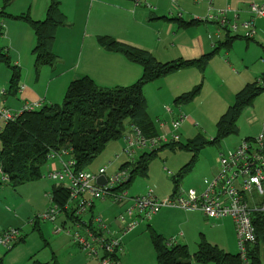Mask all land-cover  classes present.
<instances>
[{"label": "crops", "instance_id": "obj_1", "mask_svg": "<svg viewBox=\"0 0 264 264\" xmlns=\"http://www.w3.org/2000/svg\"><path fill=\"white\" fill-rule=\"evenodd\" d=\"M58 1L60 9L65 15V24L57 28L55 35L53 52L57 55V60L53 66L44 65V67L38 69L34 68L35 54H33V49L36 42L34 30L26 20L16 17L28 14L33 20H44L47 15L48 4L50 5L49 0H17V3L12 1L6 6L5 11L9 14L7 17L12 18L6 22L0 20L1 33L3 34V44H0V46L4 47L8 58L11 56L14 58L15 66L21 65L25 69L26 76L20 83L16 82L12 89H10L11 84L8 82L9 78L6 84H2V87L6 89L0 92V103L2 102L4 106L14 108L13 106L19 107L22 105L21 110L25 105L34 103H40L41 107L46 104H60L59 101L63 94H66L70 82L81 76H90L99 86L109 88L128 86L135 83L142 75L143 67L138 63L129 61L123 54L101 46L98 41L101 36H110L120 42L147 50L161 62L178 59L198 60L204 55L212 54L204 69L198 66L180 68L144 86L143 91L147 99L148 114L154 124L156 136L165 135L168 139L166 142L160 143L158 146L160 147L163 143L173 141V129L170 125L181 114L186 116L182 121V125H207L203 114L209 115L214 121V125H217L220 117L234 102L236 94L246 84L255 81L264 74V17L255 19L254 37L246 38L243 36V30L240 29L236 33H230V36L234 37L227 44L228 31L220 30L214 22L204 19L210 11L209 0H141L150 5L140 6L134 5V0ZM252 2L263 3L264 0H213L211 5L214 8L212 11L228 8L229 17L232 21L234 20V12L238 11L237 22L242 23L251 16L249 5ZM27 10L30 12H27ZM179 11L183 14L181 18L178 17ZM70 14L73 17H70ZM78 16L82 18L77 20ZM131 19L133 20L132 23H130ZM126 31H131V33ZM196 88H199V91L190 101L186 103L176 102L181 94ZM10 95L18 96V100L11 101ZM164 105L168 111L165 110ZM199 111L204 112L199 114ZM245 114L248 123L244 119L242 125L257 126L253 127V131L245 134L241 140L255 138L264 131V118L260 119L264 115L263 95L261 93L246 108ZM126 125H128V131L133 124L127 122ZM182 134L184 135V133ZM200 134L209 140L216 135L215 133L212 137H208L204 132L191 133L186 141L188 142ZM223 140L224 138L219 142L208 143L203 148L207 145H219ZM120 141L125 145L124 138ZM151 150L142 149L139 156H136L135 153L134 160H138L142 154ZM199 152L196 157L190 160L193 164L198 159ZM220 155L216 163L210 165L208 174L212 175L214 173L215 175L218 171ZM118 159L116 158V160ZM49 162L60 168L59 161L50 160ZM114 162L115 160L110 161V164L112 165ZM127 162H129L128 159L121 162L118 170ZM102 166L104 165L92 166V171L88 168L87 170L98 173ZM185 167L187 166L185 165L178 172L179 180L177 176L175 177L176 180L172 176V180L176 185L170 193L159 195L156 194L154 189H149H152L159 198H165L173 194L180 188L179 183L181 176L184 174L180 175L181 172L185 171L186 173L193 166L191 164V168L188 170H185ZM43 173L45 174L47 171L45 172L43 169ZM106 175L108 176L107 171ZM214 175L204 179L203 188L194 187V189L198 191L206 189ZM10 185L16 189L23 184ZM182 210L184 209L174 208L167 209L163 213L159 211V214L153 215L155 217L152 223L148 224L149 228L161 235L171 237L172 234H166L165 228L169 230L168 227L173 225L176 217H178L177 215H183L182 218L180 217L182 223L188 221L207 227L212 225L211 228L218 231L219 234L214 240H210L211 243H216L220 248L233 253L231 252L232 245L226 240V238H229L228 234L231 231L229 226L232 222L235 225L231 217L212 219L200 210H194L195 212L184 211L186 214L181 213ZM97 214L99 213L96 204H94L90 211L85 213L83 220H88L90 223ZM118 215L113 219L116 226L111 224L115 229L118 226L116 221ZM61 216H63V226L67 222H71L74 226H82L78 225L72 217H69L70 215L61 214ZM87 216H90V218L86 219ZM100 216L102 215L100 214ZM53 225L48 226L52 227ZM54 227L53 229L56 232V228L59 226ZM56 233L61 234V232ZM181 233V238L175 236L166 239L174 244L188 246V240L186 238L183 240L186 233L184 230ZM118 257L120 259V256ZM0 263L3 264L2 261Z\"/></svg>", "mask_w": 264, "mask_h": 264}, {"label": "trees", "instance_id": "obj_2", "mask_svg": "<svg viewBox=\"0 0 264 264\" xmlns=\"http://www.w3.org/2000/svg\"><path fill=\"white\" fill-rule=\"evenodd\" d=\"M11 1L3 0L0 4V17L9 16L5 8ZM16 18L26 20L34 30L36 42L33 52L37 69L44 65L53 66L57 60L53 52L56 31L59 26L65 24V15L60 9L59 1L51 0L44 20H33L28 14L18 15ZM228 34L227 44L234 37L230 36L229 32ZM98 41L108 50L119 52L129 61L140 64L143 67L142 75L131 85L111 88L99 86L90 76L78 77L70 82L63 103L46 104L38 109L25 110L15 121L6 123L0 131V163L8 177L5 182L17 186L44 177L43 169L50 161V154L54 152L67 151L65 157L74 160V169L86 170L111 141L120 140L125 136L127 122L137 126L148 136H156L154 124L148 114L144 86L180 68L198 66L204 69L212 55H204L198 60L178 59L161 62L149 51L120 42L110 36H101ZM0 60L10 62L2 46ZM11 68L13 75L10 89L16 85L20 76L18 66L14 65ZM198 91L199 88H196L183 93L176 102L186 103ZM263 91L264 74L246 84L236 94L234 102L220 117L213 139L209 140L200 134L185 144L180 141L163 143L160 147L142 154L134 163L130 161L124 163L122 168L131 167L130 179L126 185L131 184L135 176L148 174L151 160L158 154L160 148L178 147L193 151L194 158L206 144L219 142L231 134L238 133L239 117ZM192 163L191 161L185 170L190 169ZM183 173L185 171L180 175ZM51 195L54 201L64 204L68 201L69 191L54 185ZM260 217H263V220L257 225L259 239L248 247L246 257L248 264H264L261 255L264 246V214ZM72 219L78 220L75 216ZM152 239L157 264H192L193 258L202 263L245 264L240 253H230L205 239L200 242L194 253L190 252L187 245L174 244L155 230H152ZM23 240L24 237L21 236L18 242Z\"/></svg>", "mask_w": 264, "mask_h": 264}, {"label": "built area", "instance_id": "obj_3", "mask_svg": "<svg viewBox=\"0 0 264 264\" xmlns=\"http://www.w3.org/2000/svg\"><path fill=\"white\" fill-rule=\"evenodd\" d=\"M136 6L150 5L146 1L134 0ZM210 1V11L207 13V21L214 22L220 30L236 33L243 30V36L252 38L255 35L254 21L258 17H264V2H252L249 5L251 16L242 23L237 22L238 11L234 12V20L229 17V9L214 10ZM179 11V18L182 17ZM40 103L25 105L19 111H12L7 107L0 108V119L4 123L15 121L25 110L39 108ZM186 118L181 114L172 122V139L179 141L178 131L182 121ZM125 141L124 151L129 156V161L134 163L136 150L155 149L160 143L168 139L164 136H147L137 126H131L123 137ZM63 153L50 154V160L60 163L58 170H49L44 174L57 182V186L69 191V198L64 204L53 200L46 212L40 215L44 220L56 221L61 214L77 217L78 225L85 228V234L67 230L74 242L80 245L90 256L97 259L98 264H120L119 254L125 251L123 235L131 231L135 226L150 219L164 207L181 208L184 210H200L208 218L219 219L231 217L235 222V228L240 248V255L245 264L247 262L248 247L258 241L257 225L263 220L264 214V131L255 138L244 139L233 151L221 153L219 169L209 181L206 189L198 191L194 188L184 190L177 189L173 194L159 198L152 189L145 194L129 197L126 184L130 179V169L120 168L111 176L106 175L107 166L100 168L98 173L89 170H75L74 160L68 159ZM116 158H120L117 154ZM105 175L106 183L97 182L99 176ZM1 180L7 181L8 177L3 172L0 163ZM126 185V186H125ZM51 194V193H50ZM109 197L118 205H127L125 212L116 217L117 228L108 223L102 216L95 215L92 222L83 220L85 213L90 211L96 199ZM64 226L56 228V232H62ZM21 237L19 229L5 230L0 236V244L12 247Z\"/></svg>", "mask_w": 264, "mask_h": 264}, {"label": "rangeland", "instance_id": "obj_4", "mask_svg": "<svg viewBox=\"0 0 264 264\" xmlns=\"http://www.w3.org/2000/svg\"><path fill=\"white\" fill-rule=\"evenodd\" d=\"M12 1L13 3H17V0ZM50 1L51 0H49V3H51ZM2 3L3 0H0V4ZM27 12L30 11L27 10ZM71 16L72 14H70V17ZM10 18L12 17L5 16L0 18V20L1 22H6ZM81 18L82 17L78 16L77 20ZM132 21L133 20L131 19L130 23H132ZM126 32L131 33V31ZM2 39L3 34L0 35V44H3ZM9 60L10 62L0 61V92L6 89L5 87H2V84H6L8 78V82L11 84L13 75V69L11 66H14L16 63L12 56ZM18 66L20 76L17 82L20 83L23 79H25L26 73L25 69H23L21 65ZM35 66L36 65L34 64V68L36 69L37 67ZM64 94L59 103H63ZM261 95H263L264 112V91ZM17 97L18 96L10 95L9 98L11 101H17ZM21 106L22 105L19 107L13 106L14 108H9L7 105L4 106L2 102L0 103V108L7 107L15 112L19 111ZM40 107L41 106H39V108ZM165 110L167 109L165 108ZM203 112L204 111H199V114H202ZM245 113L246 109L238 119V133L227 136L219 145H207L199 152V156L195 164L192 163V169L181 176V181L179 183L180 188H183L184 190L194 187L201 188L203 186L204 179L214 175V173H212V175L208 174L209 168L210 165L216 163L220 153H228L232 149L235 150L241 144V138H243L245 134L253 131V127L257 125H242L246 116ZM165 115L167 114L165 113ZM203 116L206 119L207 125H182L183 122L181 123L178 131L175 132L180 137V143H187L186 138L189 137V134L191 133L195 134L197 132H204L208 137H212L217 132V125H214L215 123L212 118L207 114H203ZM263 118L264 115L260 117L261 120ZM245 120L246 123H248V120ZM4 126V121L0 119V128L3 129ZM170 127H173L172 122ZM182 133H184V135ZM140 152L141 150H136V156H139ZM117 154L120 155L118 160H116ZM193 155V151H187L178 147L175 150L170 148L159 150L155 158L151 160L148 175L135 176V178L131 181V184L127 186L126 190L128 192V196L136 197L143 195L149 190V188L154 189L156 194L159 195L170 193L176 185V183L172 180V176L174 179L177 176V179L179 180L178 172L185 165L187 166L191 163L190 160H192ZM126 159L129 160V156L124 151V143L120 140H116L107 146L101 155L95 158L87 168L92 171V166L98 167L102 164L108 167L107 174L108 176H111L117 172L121 162H124ZM114 160L115 162L111 165L110 161L112 162ZM58 169L59 167H56V164H50V162H48L46 167H44L45 172ZM56 184L57 182L46 178L45 176L37 181L27 182L16 189L5 181L0 182V236L5 230H12L13 228H16L19 229L22 234L21 236L25 238L24 241L12 244L13 246L11 248L0 244V261H2L3 264H51L54 262H57L58 264H98L97 259L90 256L80 247L79 244L74 242L71 235L75 232H80L84 235L85 228L83 226H74L71 222H67L64 225V229L61 234H57L53 227L55 225L61 227L63 226V216H59L56 221H46L40 218V215L46 212L52 204L50 192ZM95 204L97 212L99 213L97 215L101 214L102 217L113 226H116L115 221H113L115 216L125 212L127 205H130H118L112 202L109 197L96 199ZM167 209L174 208L165 207L160 212L163 213ZM182 211L183 212L181 213L183 214L185 212H195L194 210ZM155 216H153L152 219L138 223L135 228L123 235L122 239L125 251L119 255L120 264H157V256L152 239V230L148 225L149 223H152ZM177 216L178 217H176L173 225L168 227L170 231L164 226L166 234H172V236L167 237L165 235V237L164 234H162V236L167 239L174 238L175 236L181 238V232L184 230L186 236L183 237V240H185V238L188 240V247L192 253L198 249L199 244L203 239L211 243L210 240H214V238H216L219 234L218 231H214V229L211 228L212 225L207 227L200 225L199 223H189L188 221L182 223L180 217L182 218L183 215ZM85 218L89 219L90 216ZM51 224L54 225L49 227L48 225ZM56 226L54 228H56ZM229 229L231 231L228 234L229 238H226V240L232 245L231 252L240 253L236 228L233 222L229 226ZM67 230H71V234H68ZM113 230L115 231V228H113ZM261 252L262 257L264 258V246L262 247ZM192 264L215 263H202L193 258Z\"/></svg>", "mask_w": 264, "mask_h": 264}, {"label": "water", "instance_id": "obj_5", "mask_svg": "<svg viewBox=\"0 0 264 264\" xmlns=\"http://www.w3.org/2000/svg\"><path fill=\"white\" fill-rule=\"evenodd\" d=\"M97 182L101 185H104L106 183V177L105 175H101L98 177Z\"/></svg>", "mask_w": 264, "mask_h": 264}]
</instances>
